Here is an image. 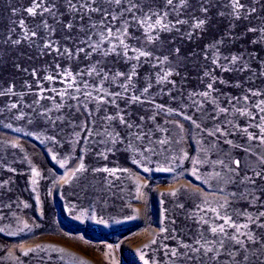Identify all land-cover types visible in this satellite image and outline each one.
<instances>
[{
    "label": "rangeland",
    "instance_id": "obj_1",
    "mask_svg": "<svg viewBox=\"0 0 264 264\" xmlns=\"http://www.w3.org/2000/svg\"><path fill=\"white\" fill-rule=\"evenodd\" d=\"M239 4L0 0V264H264V0Z\"/></svg>",
    "mask_w": 264,
    "mask_h": 264
},
{
    "label": "snow or ice",
    "instance_id": "obj_2",
    "mask_svg": "<svg viewBox=\"0 0 264 264\" xmlns=\"http://www.w3.org/2000/svg\"><path fill=\"white\" fill-rule=\"evenodd\" d=\"M114 2L117 3V4H120V3H121V0H114ZM180 2H181V3H184L185 0H180ZM167 3H168L169 5H171V4L173 3V0H167ZM234 7L239 8V7H243V5H240V4H239V0H234ZM45 10H47V9H45ZM93 10H94V11H97L98 9H93ZM28 11H29V12H33L34 10L30 8ZM114 18H115V17H114ZM203 24H204V21L201 20V21H199V22L195 25V27L199 28V27H201ZM32 35L35 36L36 33L33 32ZM45 47H51V45H50V44H46ZM176 51L178 52L179 50L177 49ZM141 55H146V53H141ZM157 59H159V58H157ZM164 59L166 60L167 57H165ZM226 59H227V58H226ZM236 59H237L236 57H232V60H233V61H235ZM215 62H216V61L214 60L213 63H215ZM209 88H211V84L209 85ZM108 119H112V117H108ZM121 119H123V118H121ZM236 163H237V165H239V161H236ZM261 215H264V213H261ZM213 231L215 232L216 230L214 229ZM220 231H223V228H221Z\"/></svg>",
    "mask_w": 264,
    "mask_h": 264
}]
</instances>
